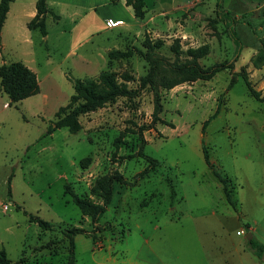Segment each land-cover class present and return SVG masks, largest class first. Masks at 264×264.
Returning a JSON list of instances; mask_svg holds the SVG:
<instances>
[{
	"label": "rangeland",
	"instance_id": "374dc122",
	"mask_svg": "<svg viewBox=\"0 0 264 264\" xmlns=\"http://www.w3.org/2000/svg\"><path fill=\"white\" fill-rule=\"evenodd\" d=\"M218 3L237 20L240 51ZM98 13L49 18L47 39L32 30L41 91L0 107V248L10 264H68L66 231L74 227L86 231L75 236V264H264V253L261 259L247 250L246 237L249 225L264 244V101L241 76L227 89L230 69L172 88L147 87L134 99L120 97L80 115L77 132L61 127L44 135L70 102L76 79L109 71L120 82L135 78L127 84L138 87L156 58L186 57L174 52L175 44L184 52L206 46L203 66L233 61L264 98V0H146L143 19L124 4L105 2ZM148 39L162 45L150 49ZM22 43L13 48L22 50ZM156 95L163 110L154 122ZM140 132L144 151L160 165L137 177L148 164L139 155ZM203 144L229 180L235 208L206 163ZM116 173L136 181L114 182L112 201L94 225L71 191L103 204L98 182ZM38 219L52 227L43 230ZM240 229L246 233L237 234Z\"/></svg>",
	"mask_w": 264,
	"mask_h": 264
},
{
	"label": "trees",
	"instance_id": "16d2710c",
	"mask_svg": "<svg viewBox=\"0 0 264 264\" xmlns=\"http://www.w3.org/2000/svg\"><path fill=\"white\" fill-rule=\"evenodd\" d=\"M13 0H0V35L2 25L10 8V4ZM119 0H109L110 3L116 4ZM128 6H131L136 18L143 19L146 16V0H125ZM37 13L35 17L30 21L29 27L31 30L38 29L43 36L47 34V16L51 13L48 7L47 0H37L36 3ZM218 16L224 23L226 32L231 38L232 43L235 45L237 51L242 48L240 37L236 30V18L231 16L230 10L224 9L222 3H218ZM55 19L57 15L54 14ZM1 44V36H0ZM146 46L150 49L158 48L162 45V40L152 42L147 40ZM174 52L179 56L181 53H185L186 57L183 60H175L168 62L162 58H156L152 62V67L147 76L139 79L138 87H130L127 82L135 81L129 75H124V81H118L116 75L113 72L104 71L96 78L86 77L76 79L74 83L75 93L71 96L70 102L66 106H61L56 112V120L53 125H50L46 131V134H51L57 128L68 127L71 132H77L80 129V123L78 117L82 114L94 111L108 103L115 102L120 97H127L129 99L136 98L139 93L147 87L157 88L162 86L164 88H172L186 81H194L197 79H209L216 73L230 69L231 80L227 89H230L241 76L250 92V94L259 101H264L261 96V92L256 90L248 79V75L243 68L241 71L234 70L233 61H223L214 63L209 66H203L199 62V58L207 54V47L201 46L198 48H188L185 52L181 50L178 44L173 45ZM161 68H165L166 74L160 75ZM160 77V81H158ZM0 83L5 93H7L13 101H20L32 95L38 94L41 91L37 74L30 68L25 66L22 62L17 61L13 64L3 63L0 66ZM154 106V122L158 121V115L162 112L163 106L158 95L155 97ZM219 107L217 108L218 111ZM216 111V113H217ZM215 115V114H214ZM213 115V116H214ZM208 120L204 122L203 132L205 131ZM141 143L139 148V155L148 162L147 166L138 174L137 177H142L150 172H156L160 162L157 158L149 155L144 151L145 139L142 132H140ZM204 159L208 166L211 168L213 174L223 184V191L228 202L235 208L231 189L229 187V180L223 176L220 171L215 168L209 155L208 148L203 144ZM90 158H84L81 160L83 167L87 165ZM136 181V180H135ZM135 181L127 180L122 174L116 173L110 176L102 177L98 186L102 191L103 204H94L90 200L82 198L71 191L72 199L74 203L82 210L83 213L91 215L93 224H97L102 214L106 211V208L112 201L113 197V184L119 182L121 185H131ZM173 193V191H172ZM39 226L43 229H49L52 224L43 219H38ZM95 230L93 233V241L97 243V235L100 229ZM249 228V225H248ZM83 228H70L66 231V236L69 239L70 248L68 254V264H75V236L80 233H85ZM249 249L258 257L261 258L264 253V244L255 239L254 236L248 240ZM11 261L7 256L4 249L0 248V264H10Z\"/></svg>",
	"mask_w": 264,
	"mask_h": 264
},
{
	"label": "crops",
	"instance_id": "0c3cea01",
	"mask_svg": "<svg viewBox=\"0 0 264 264\" xmlns=\"http://www.w3.org/2000/svg\"><path fill=\"white\" fill-rule=\"evenodd\" d=\"M105 2L108 4H112L108 0H47L48 7L51 10V13H49V15L47 16V20L49 18H54V14L57 15V18L59 19L63 17L85 18L89 16L90 13H94L96 15V13L99 14V6L105 5ZM36 3L37 0H13L11 2L10 8L2 25L0 35V66L3 63L10 65L17 61H20L37 74V58L36 52L33 49V45H35L32 37L33 31L29 28L30 21L35 17L37 13ZM117 3L128 6L125 0H119ZM128 7L132 9L131 6ZM109 19L112 18H108L107 21ZM116 21L118 22V25H125V22L122 19ZM47 35L48 32L46 36H44L45 39H47ZM21 39L24 42L22 43L24 44L22 50L17 48L14 49L13 46L16 43H21ZM1 93L5 92L0 83V107L7 108L12 104L22 101H13L7 93L5 94L9 99L7 101H3V96ZM0 123L3 122L0 121ZM1 141L2 138L0 136V145ZM248 229L249 232L252 233L253 229L250 226ZM247 250L253 253L251 249L247 248ZM261 259H263V257ZM225 262V264H235V262H233L232 260H226ZM252 264H254V262Z\"/></svg>",
	"mask_w": 264,
	"mask_h": 264
},
{
	"label": "built area",
	"instance_id": "2783aa9c",
	"mask_svg": "<svg viewBox=\"0 0 264 264\" xmlns=\"http://www.w3.org/2000/svg\"><path fill=\"white\" fill-rule=\"evenodd\" d=\"M109 21V23L112 25H116V24H118V22L117 21H114V20H112V19H109L108 20ZM246 233V231L244 230V229H240V230H238L237 231V234H239V235H243V234H245Z\"/></svg>",
	"mask_w": 264,
	"mask_h": 264
},
{
	"label": "water",
	"instance_id": "95a60500",
	"mask_svg": "<svg viewBox=\"0 0 264 264\" xmlns=\"http://www.w3.org/2000/svg\"><path fill=\"white\" fill-rule=\"evenodd\" d=\"M246 237H247L248 240H249V239H251V238L253 237V234H252L251 232H248L247 235H246Z\"/></svg>",
	"mask_w": 264,
	"mask_h": 264
}]
</instances>
